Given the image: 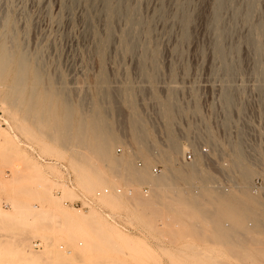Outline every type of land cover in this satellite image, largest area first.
<instances>
[{"label": "rangeland", "instance_id": "rangeland-1", "mask_svg": "<svg viewBox=\"0 0 264 264\" xmlns=\"http://www.w3.org/2000/svg\"><path fill=\"white\" fill-rule=\"evenodd\" d=\"M250 2L226 0L220 9L219 0H0V49L5 50L0 52L11 55L7 68L0 66V175L9 182L18 177L10 183L14 186L0 183V208L13 213L36 205L38 210L70 214L76 223L95 211L77 239L72 238L76 233L71 224L47 226L28 222L26 215L20 221L5 217L6 221L0 214V264L6 257L15 260L11 253L21 238L30 241L36 254L57 255L54 264L264 261L263 248L236 246L241 244L220 227L217 216H231L241 224L240 208L213 195H187L184 184L193 179L194 171L169 167L176 154L163 162L147 153L151 146L166 151L176 140L180 154L182 122L204 113L205 102L221 87H245V93L250 87H264V28H259L264 24V0H254L251 14ZM116 6L117 15L112 13ZM254 40L261 47L259 54ZM24 54L23 91L16 109L3 102V94L13 91ZM67 104L74 143L63 139ZM98 105L107 111L106 122L115 136L103 163L90 148L76 143L82 116L89 124L83 138L91 141L90 123ZM137 121L140 126L135 127ZM156 161L169 167L161 176L172 171L180 179L159 200L155 191L142 196L145 182L134 172L153 176ZM100 172L102 181L96 178ZM119 187L133 189L134 195L117 193ZM106 188L108 194L95 197ZM198 201L211 202L210 212L218 211L216 217L203 220L197 209L186 207ZM216 201L220 204L213 207ZM158 220L164 228L158 227ZM36 241L43 243L42 249H34Z\"/></svg>", "mask_w": 264, "mask_h": 264}, {"label": "built area", "instance_id": "built-area-1", "mask_svg": "<svg viewBox=\"0 0 264 264\" xmlns=\"http://www.w3.org/2000/svg\"><path fill=\"white\" fill-rule=\"evenodd\" d=\"M245 89L221 87L205 102L204 113L182 122L181 153L174 166L187 173L194 171L193 179L184 184L189 194L194 197L214 194L243 211L241 224L226 216L219 221L220 227L231 240L254 251L264 249V87H250L246 93ZM227 94L231 95L229 104L225 103ZM166 171L160 161L151 167V174L156 177ZM116 191L128 196L134 193L133 189L122 187ZM109 192L106 188L95 197ZM152 193V186H142L143 197ZM79 204L85 207L83 202H76L77 207ZM164 226L158 220V227ZM131 230L142 235L140 228Z\"/></svg>", "mask_w": 264, "mask_h": 264}, {"label": "bare ground", "instance_id": "bare-ground-1", "mask_svg": "<svg viewBox=\"0 0 264 264\" xmlns=\"http://www.w3.org/2000/svg\"><path fill=\"white\" fill-rule=\"evenodd\" d=\"M225 1L226 0H219V8L221 9L223 6H224V3H225ZM119 2V1H118ZM255 3L256 2H254V0H251V2H250V5H249V13L251 14V11L253 12V4L255 5ZM123 5V4H122ZM256 6V5H255ZM124 8V7H123ZM137 11H138V9H137ZM114 12L116 13L115 15H117L118 14V12L120 13V8H119V6H116L115 8H113V10H112V13L114 14ZM139 12V11H138ZM138 12L136 13L137 15H138ZM114 15V16H115ZM120 15V14H119ZM136 15V17H138ZM133 16V15H132ZM251 16V15H250ZM135 17V18H136ZM140 17V16H139ZM133 18H134V16H133ZM134 18V19H135ZM218 18V17H217ZM141 19V18H140ZM186 20L188 19V18H185ZM131 20V19H130ZM135 21V20H134ZM138 21H139V19H138ZM137 21V22H138ZM131 22H133V20L131 21ZM136 22V21H135ZM185 22V21H184ZM131 24V23H130ZM134 25H136V24H134ZM138 25V27H139V24H137ZM136 25V26H137ZM219 25V24H218ZM131 26H132V24H131ZM140 26H141V23H140ZM111 27H109V29H110ZM221 28V27H220ZM257 28V27H256ZM259 28H264V24H261V25H259ZM138 29V28H137ZM140 29V28H139ZM138 29V30H139ZM130 30V29H129ZM131 30H132V28H131ZM136 30V29H135ZM138 30H136L135 32H137L138 33ZM260 30V29H259ZM133 31V30H132ZM140 31V30H139ZM128 33V32H127ZM130 33H133V32H130ZM137 33H135V35L137 36ZM128 35V34H127ZM131 35V34H130ZM135 35H134V38H135ZM260 35V34H259ZM110 36V35H109ZM126 36V35H125ZM221 36H222V34H221ZM220 36V37H221ZM256 36H258V35H256ZM112 37V36H111ZM127 37V36H126ZM131 38H133L132 36H131ZM109 39H111V38H109ZM134 40V39H133ZM137 40V39H136ZM136 40H134V42H136ZM125 41V40H124ZM130 41V40H129ZM257 41V40H256ZM255 40L253 41L254 42V44L256 45V48H257V51H258V54H259V49H260V51H261V47H259L260 45L258 44V42H256ZM127 43V42H126ZM130 42H128V44H129ZM132 44V43H131ZM130 44V45H131ZM136 44V43H135ZM252 44V43H251ZM131 46H133V45H131ZM130 46V47H131ZM135 46V45H134ZM107 48V47H106ZM2 49V50H1ZM0 49V51H5V50H3V48H1ZM8 50V49H7ZM129 50V49H128ZM131 50H132V48H131ZM147 50H148V48H147ZM8 52V51H7ZM9 52H11L10 51V49H9ZM132 52V51H131ZM149 52V51H148ZM262 52V51H261ZM0 53H2V52H0ZM2 54H4V55H1L0 56V66H1V68L2 69H5V67L7 66V65H9L8 63H10L9 61V59H10V53H2ZM12 54V53H11ZM148 54V53H147ZM154 54V53H153ZM151 55V54H150ZM222 56V55H221ZM262 56V55H261ZM14 57V56H13ZM12 57V58H13ZM19 57H21V55L19 56ZM26 59H27V56H26V54H24V55H22V57H21V61H20V64H18L19 66L17 67V70H16V75L14 74V76H15V84H14V86H13V84H12V86H13V91L12 90H10L9 92H6L5 94H3L4 95V98L5 99H3V102H4V100H5V102L7 103V104H9L11 107H13V108H19L20 107V102H21V96H22V91H23V71H24V67H26V66H24V63L26 62ZM147 59V58H146ZM25 61V62H24ZM15 63H19V62H15ZM16 65V64H15ZM144 66V65H143ZM9 67H14V66H9ZM8 67V68H9ZM7 68V67H6ZM144 68V67H143ZM1 70V69H0ZM10 70V69H9ZM14 70H15V67H14ZM2 71V70H1ZM145 71V70H144ZM7 72V71H6ZM14 72V71H13ZM152 75V74H151ZM38 76V80H39V82H40V76H39V74L37 75ZM0 78H2V77H0ZM25 78V77H24ZM1 83V82H0ZM11 86V85H10ZM1 87V86H0ZM10 89H12V88H10ZM12 92V93H11ZM7 93H10V94H7ZM226 98L228 99V100H231V96H226ZM68 102V101H67ZM226 102V101H225ZM170 104V103H169ZM172 105V104H171ZM98 108L96 109V112H95V114L93 115L94 117H92V119H91V141L89 142V143H87L85 140H84V135H85V129L87 128V126L86 125H89V124H86L87 122H86V118L84 117L83 118V116H82V119L80 120V123H79V135H78V137H77V139H76V143L77 144H81L82 146H84L83 148L84 149H87V148H90L97 156H98V158L100 159V161H102V163L103 162H106L107 161V159H109V155H110V149H111V146H112V142L114 141V138H115V136H114V132L111 130V127L107 124V122L106 121H108L107 120V111H105V110H102V107L101 106H97ZM167 107H168V105H167ZM173 107V105L170 107L169 106V108L171 109ZM175 108V107H174ZM173 109V108H172ZM166 111V110H165ZM171 112L170 113H172V110H170ZM169 113V112H168ZM174 113V112H173ZM172 113V114H173ZM66 115H64L65 116V118H63V125L61 126L62 127V129H63V134L65 133V136H64V138L63 139H66V140H68L67 142H69V141H71L72 140V134H73V132H70V131H72L71 130V123H70V110H69V108H68V104H67V110H66V113H65ZM140 114V113H139ZM171 114V115H172ZM43 115V114H42ZM44 117V116H43ZM135 119V118H134ZM133 119V120H134ZM132 120V121H133ZM139 120H141V119H139ZM142 121V120H141ZM78 122V121H77ZM90 122V121H89ZM136 124H135V127H137L138 125H139V123H138V121L137 122H135ZM138 123V124H137ZM133 124V123H132ZM137 125V126H136ZM77 126H78V124H77ZM140 126V125H139ZM142 126V125H141ZM60 127V128H61ZM90 127V126H89ZM2 129V128H1ZM88 129V128H87ZM140 129H142V127L140 128ZM5 130V129H4ZM75 130V129H74ZM76 130H78V128H76ZM143 130V129H142ZM62 131V130H61ZM145 131V130H144ZM136 131H134V133H135ZM142 131H140V133H141ZM72 133V134H71ZM135 135H137V134H135ZM141 135V134H140ZM63 136V135H62ZM142 137H143V135H141ZM169 137H171V134H170V136ZM173 137V136H172ZM170 138V140H172V139H174V137L173 138ZM75 138V137H74ZM136 138H137V136H136ZM144 138H145V136H144ZM62 140V139H61ZM135 140H138V138L137 139H135ZM140 140V139H139ZM175 140V139H174ZM169 141V140H168ZM168 141H167V143H168ZM176 141V140H175ZM174 141V142H175ZM71 142H73V141H71ZM142 142H143V140H142ZM173 142V140L172 141H170V143H169V145L167 146V150L166 151H162V150H158L156 147H154V146H151L152 148H150L149 150H147V153H148V155L150 156V157H152L153 159H155V160H157V159H161L160 161H162L163 160V162H170V160H171V156L173 155V154H176V155H174L173 156V158H172V161L170 162V166L169 167H173L174 168V170L175 169H178V168H176L175 166H174V163H175V160H176V157L179 155L178 153H179V150H180V147L179 148H177L178 146H177V144L175 145V143ZM61 143H64V141L62 140L61 141ZM70 143V142H69ZM74 143V142H73ZM114 143V142H113ZM143 144V143H142ZM1 145V144H0ZM144 146V145H143ZM177 146V147H176ZM145 147V146H144ZM141 148V147H140ZM8 150V149H7ZM165 150V149H164ZM4 151V150H3ZM8 151H10V150H8ZM14 152V151H13ZM6 153V152H5ZM86 153V152H85ZM85 154H83V156H84ZM87 155H88V153H87ZM83 156H82V158H83ZM89 156V155H88ZM83 159H85V160H87L88 162H89V159H91V158H89V159H86L85 158V156H84V158ZM149 159V158H148ZM152 160V159H151ZM81 161V160H80ZM82 162H83V160H82ZM90 162H92V161H90ZM94 165H96L97 167H99L100 165L98 164V162H95L94 164H93V166ZM119 166H120V164H118ZM95 166V167H96ZM119 166H117V167H119ZM169 167H167V168H169ZM97 169H99V171H100V167L99 168H97ZM179 170H181V169H179ZM18 171V170H17ZM20 171V170H19ZM182 171V170H181ZM135 172V174H138L137 176H135V174H134V176L136 177V178H138L139 177V179L140 180H142V181H144L145 182V185H150V186H152L153 187V192L155 191V193H154V198H156V197H158V198H156V199H158L159 200V198L161 199L162 197H164L163 196V194H165V191H167V190H171V189H174L175 187H177V185L179 184V177L178 176H176L175 174L173 175L172 174V171H170V175L169 176H146L145 175V172L144 171H142V172H140V171H134ZM182 172H184V171H182ZM19 173V172H18ZM96 173V172H95ZM101 173V172H100ZM187 173V172H186ZM189 173V172H188ZM15 174H17V173H15ZM14 174V175H15ZM97 175V180L98 181H102L103 179H104V174L103 173H101V175H99V173L98 174H96ZM128 175H130V173L128 174ZM16 176V175H15ZM20 176V175H19ZM127 177V176H126ZM13 179H14V177H13ZM13 179H12V181H13ZM138 179V180H139ZM18 180V177L14 180V181H17ZM12 181H6L1 175H0V183H5L6 185H7V183H8V185H13V184H10ZM14 181H13V183H14ZM22 181V180H21ZM20 181V182H21ZM19 182V181H18ZM144 184V183H143ZM1 185V184H0ZM2 186V185H1ZM0 186V187H1ZM14 186V185H13ZM2 188V187H1ZM5 187H3V189H4ZM8 190V189H7ZM184 191H185V189H184ZM117 192V191H116ZM185 193L187 194V195H190V196H193V195H191V194H189L188 192H186L185 191ZM108 194V193H107ZM106 194H103L102 196H100V198H102L103 196H105ZM134 195V194H133ZM132 195V196H133ZM209 195H213V196H215L214 194H209ZM209 195H207V196H209ZM121 196V195H120ZM126 196H128V195H126ZM132 196H128V197H132ZM153 196V195H152ZM207 196H205V197H207ZM203 197V196H202ZM216 197V196H215ZM164 199V198H163ZM53 201V200H52ZM56 204V203H55ZM68 204V203H67ZM13 206H15V207H17L16 205H14L13 204ZM35 208H37V206L36 205H31V206H28V207H26L25 208V210H20V211H17V209H15L14 210V212L13 213H7V212H5L2 208H0V214L3 216V219H5V217H7V218H10V219H15V220H17V221H20V220H23V217H24V215H26V216H30V218L28 219V222H31V221H34V222H36V223H38V222H41V223H44V224H53V225H56V227H60L61 225H62V223H66L67 225L69 224H71V225H73L75 228V231H74V233H76V234H73L72 235V238L74 237L75 239H77V234H82V233H84L85 232V229H86V226L93 220L92 218H94V213H95V211H92V212H90V214L88 213V216H85L84 217V220H82L80 223H76L75 222V219H74V217L73 216H71L70 214H67V213H62L60 210L57 212V213H54V212H50V211H47V210H43V209H35ZM18 209H21V208H18ZM22 209H24V208H22ZM35 209V210H34ZM58 209H59V207H58ZM38 210V211H37ZM215 211V210H214ZM213 211V212H214ZM79 212V211H78ZM80 213H82L81 211H80ZM216 214H217V212H216ZM85 215V214H84ZM87 215V214H86ZM83 217V216H82ZM215 217H216V215H215ZM6 220V219H5ZM217 220H221V217L220 216H217ZM6 221H8V220H6ZM5 221V222H6ZM11 221V220H10ZM27 221V220H26ZM95 223L96 224H98L99 225V222H97V221H95ZM58 225V226H57ZM70 225V226H71ZM97 225V226H98ZM48 226V225H47ZM50 226V225H49ZM101 226V225H100ZM53 227V226H52ZM51 227V228H52ZM55 227V228H56ZM229 239H231V238H229ZM131 241V240H130ZM130 241H128V242H130ZM108 242V241H107ZM109 243H110V245H112L114 248H115V250H117V251H120L121 250V248L120 247H118L117 245H119L118 243H116V241L115 240H112V239H109ZM125 243H127V242H125ZM128 245H129V243H127ZM234 244V243H233ZM80 245H82V243H80ZM234 245H236V246H241V247H246V246H242V245H237V244H234ZM49 246L51 247V245H50V243H49ZM33 247H34V249H36V250H40V249H42V247H43V243L41 242V241H36L35 243H34V245H33ZM52 248V247H51ZM247 248V247H246ZM61 249H64V247H61ZM52 252V251H51ZM68 253H71V252H68ZM48 254V252H43V253H41V254H36L32 249H31V247H30V241H28L27 239H25V238H21V239H19L17 242H16V247H15V250L13 251V253H11V255L14 257V259L15 260H9L10 259V257H9V259L6 257V259L7 260H4V264H54V263H56L57 261H59L56 257H57V255H47ZM52 254V253H51ZM8 256H10V254L8 255Z\"/></svg>", "mask_w": 264, "mask_h": 264}, {"label": "crops", "instance_id": "crops-1", "mask_svg": "<svg viewBox=\"0 0 264 264\" xmlns=\"http://www.w3.org/2000/svg\"><path fill=\"white\" fill-rule=\"evenodd\" d=\"M218 204H220V203H218L216 201L215 204L213 205V207L215 205H218ZM211 206H212L211 202H209V201H198V202H196V205L195 204H187L186 205V207L190 208L191 210L197 209L196 212H198V214H201V217L203 218V220L206 218V219H208V221H209V219L212 220L215 217L216 212L218 213V211H214V212H212L213 214H211V212H210ZM205 209H208V212H205Z\"/></svg>", "mask_w": 264, "mask_h": 264}]
</instances>
